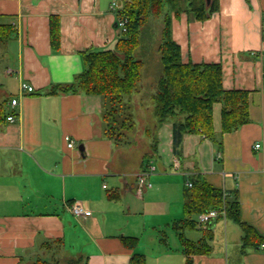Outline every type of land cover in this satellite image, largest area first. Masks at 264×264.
<instances>
[{
	"label": "crops",
	"instance_id": "crops-1",
	"mask_svg": "<svg viewBox=\"0 0 264 264\" xmlns=\"http://www.w3.org/2000/svg\"><path fill=\"white\" fill-rule=\"evenodd\" d=\"M113 1L0 0V25L15 32L0 44V103L15 118L0 116V264H34L49 251L81 264H130L132 255H142L143 264H186L173 226L185 217L186 184L198 176L237 200L240 222L250 226L257 244L243 246L242 227L218 218L205 239L208 253L192 256L193 264H227L232 257L235 264H264V0H216L217 11L205 21L171 14V36L182 59L220 63L223 87L247 91L249 120L222 133L221 106L215 104L219 148L190 133L177 152L166 122L157 127L150 159L138 157L134 164L132 148L119 150L108 139L100 96L48 93L74 81L83 70V52L114 46L120 34ZM52 30L58 36L53 43ZM21 83L33 92H22ZM143 94H134L132 102ZM139 102L132 103L137 114L152 111ZM149 166L152 186L137 193V177ZM134 200L143 210L155 203L175 213L165 224L147 227L131 221L139 211ZM75 201L91 214L73 215L69 205ZM183 236L198 241L203 234L196 227ZM125 237L136 238V246L130 248Z\"/></svg>",
	"mask_w": 264,
	"mask_h": 264
},
{
	"label": "trees",
	"instance_id": "trees-1",
	"mask_svg": "<svg viewBox=\"0 0 264 264\" xmlns=\"http://www.w3.org/2000/svg\"><path fill=\"white\" fill-rule=\"evenodd\" d=\"M115 1L117 2L116 18L118 20L126 18V31L119 35L112 48L83 52V70L74 81L69 84L54 85L48 93L69 92L100 96L104 101L103 118L106 122V135L112 142L121 143L126 140L127 132H133L136 128L131 98L142 91L145 93L142 101L152 104V114L155 119L152 127L154 131L151 129L150 132L155 139L153 149L157 146L155 131L166 122L172 124V144L176 152L183 136L190 133L200 134L219 148L220 143L216 140L213 126L214 105L221 106V132H232L249 120L248 93L245 90H227L223 87L220 63L184 61L180 46L171 36V14L178 16L182 12H187L197 20L205 21L217 11L216 0H209V3L207 0ZM150 19L155 20L159 26L160 38L157 51L161 69L154 81L143 88L145 62L136 57V52L143 40V29ZM56 34L52 30V43L58 38ZM14 35V28L11 25H0V44L7 42ZM0 116H6L1 103ZM148 156L142 159L143 163L150 159L151 156ZM189 182L191 187L186 186L184 192L185 217L173 226L182 241L186 264H193L192 256L208 253L205 239L211 237L212 223L199 225L194 217L210 209L224 210L225 218L242 227L245 232L243 246L257 244L253 241L256 239V234L250 226L240 222L236 199H226L223 191L213 188L200 176ZM196 227L202 231L201 240L190 241L184 238V230ZM123 241L130 248L137 244V239L133 237H125ZM143 263L142 255H132L130 264ZM34 264L48 263L45 259L38 258ZM68 264H81V262L78 259H70Z\"/></svg>",
	"mask_w": 264,
	"mask_h": 264
},
{
	"label": "rangeland",
	"instance_id": "rangeland-1",
	"mask_svg": "<svg viewBox=\"0 0 264 264\" xmlns=\"http://www.w3.org/2000/svg\"><path fill=\"white\" fill-rule=\"evenodd\" d=\"M149 21L150 22L148 23V25L143 29L142 32L143 40L140 48L136 52L137 54L136 57L142 59L145 62V70H144L145 81L143 82V88L150 85L154 81V79L158 76V72L161 69L159 54L157 51L159 38H160L159 26L155 20L150 19ZM143 95H139V97L135 98V100H133L132 103L136 105L139 101H141L142 106L144 108L143 110H145L147 106H150V109H152L151 103L149 102L146 103L144 100L142 101ZM134 120L136 122L135 125L136 128L134 129V131L129 133L127 132L126 140H123L121 143L119 142L115 143V145L118 146L119 150L121 149L127 150L132 148V153L130 156V160H131L130 164H134V162L137 160L138 157L142 159L144 157H147L148 148L152 152V149L155 146L154 145L155 139L153 135L150 134V132H152L151 129H153L152 127H154L155 124V119L153 117L152 111L146 113L139 111L138 114L136 113V111H134ZM155 133H156L155 136L157 137V131H155ZM134 203L136 204L137 208H139V211L137 210L136 215L132 216L131 221H134L136 223L140 222L142 223V225L145 222L147 224V227L157 226V224H165L164 222L166 221L168 213L170 214L175 213L174 209L172 210L162 209L159 206H157L155 203L147 204L144 210L142 209V203L139 200L135 201ZM194 219L196 220V216L194 217ZM142 229H139V232H142ZM186 236L188 238H193L194 232H192V230H187ZM54 252L55 251L52 252L49 251L48 254L46 253L47 254L46 256L42 255L40 256V258L45 259L48 264H68L70 259L74 258L67 255L66 253L63 254L62 252L60 253H56V252L54 253ZM71 255L73 256V254ZM235 262L236 260L233 257L227 260V264H235Z\"/></svg>",
	"mask_w": 264,
	"mask_h": 264
},
{
	"label": "built area",
	"instance_id": "built-area-1",
	"mask_svg": "<svg viewBox=\"0 0 264 264\" xmlns=\"http://www.w3.org/2000/svg\"><path fill=\"white\" fill-rule=\"evenodd\" d=\"M117 6V2L114 0L111 3L110 8L111 9H115ZM126 23L127 20L126 18H122L119 19L116 22V28L119 31V34H122L126 31ZM20 90L22 92H33V87L27 85L26 83H21L20 85ZM17 104V100L16 99H12L10 101V105L11 106H15ZM14 116L13 115H8L6 117V120L9 122H13L14 121ZM65 141L67 142V147L68 148H73L74 147V142L69 138V137H65ZM256 149L260 147L259 144H256L254 146ZM148 170V171H147ZM146 171H143L140 175H138L136 183H135V189L137 193H142L143 191H145L146 189L151 188L152 184L146 179L147 176L149 175V173H152V171L154 170V167L149 166L148 169ZM187 187H191V183L187 182L186 184ZM225 196V193H224ZM69 210L70 212L75 215V216H89L91 213L88 210H85L82 206V204L80 202H73L69 205ZM220 217L225 218V212L224 210H217V209H210L207 212L204 213H200L196 216V221L199 225H206V224H210L212 223L215 219H218Z\"/></svg>",
	"mask_w": 264,
	"mask_h": 264
},
{
	"label": "water",
	"instance_id": "water-1",
	"mask_svg": "<svg viewBox=\"0 0 264 264\" xmlns=\"http://www.w3.org/2000/svg\"><path fill=\"white\" fill-rule=\"evenodd\" d=\"M207 3H209V0H207ZM115 26H116V24H115ZM78 148H79V150L80 149L82 150V146H79Z\"/></svg>",
	"mask_w": 264,
	"mask_h": 264
},
{
	"label": "bare ground",
	"instance_id": "bare-ground-1",
	"mask_svg": "<svg viewBox=\"0 0 264 264\" xmlns=\"http://www.w3.org/2000/svg\"><path fill=\"white\" fill-rule=\"evenodd\" d=\"M118 20V19H117Z\"/></svg>",
	"mask_w": 264,
	"mask_h": 264
}]
</instances>
